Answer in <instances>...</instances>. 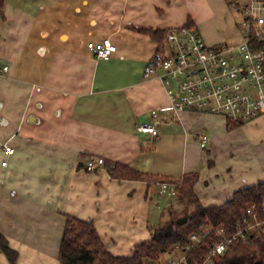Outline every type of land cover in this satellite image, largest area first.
<instances>
[{
  "label": "crops",
  "instance_id": "crops-1",
  "mask_svg": "<svg viewBox=\"0 0 264 264\" xmlns=\"http://www.w3.org/2000/svg\"><path fill=\"white\" fill-rule=\"evenodd\" d=\"M234 0H5L0 11V231L19 252L14 264H61L64 214L92 221L107 249L131 254L160 219L159 183L117 180L90 157L172 181L198 173L202 206L264 181L259 158L239 157L222 115L184 111L140 133L169 104L166 88L144 70L158 44L138 28L189 21L210 46H238L243 13ZM110 38L109 60L88 48ZM8 66L5 72L2 66ZM264 130V114L251 122ZM209 136L207 147L199 144ZM15 151L8 154L4 146ZM3 162H6L3 165ZM210 162V163H209ZM0 264H12L0 251Z\"/></svg>",
  "mask_w": 264,
  "mask_h": 264
},
{
  "label": "built area",
  "instance_id": "built-area-1",
  "mask_svg": "<svg viewBox=\"0 0 264 264\" xmlns=\"http://www.w3.org/2000/svg\"><path fill=\"white\" fill-rule=\"evenodd\" d=\"M231 6L243 13L244 39L238 46H210L194 24L169 29L163 44H158L144 70L146 78L157 76L162 81L169 104L153 110L152 121L139 123L138 132L156 138L159 123L184 111L222 115L232 124L254 121L264 114V1L234 0ZM88 48L102 60H109L117 51L110 38L91 41ZM8 69V66H2L5 72ZM208 143L209 136L202 135L200 146L205 148ZM4 150L8 154L15 151L9 145H5ZM104 162L103 157L92 156L86 168L92 172ZM159 195L176 197L178 183L160 182ZM262 233L264 200L259 206L247 207L231 229L208 226L191 235L190 240L194 246L202 245L209 235L214 234L217 241L210 247L202 264H215L234 241L246 242ZM188 249L189 246L184 249L177 245L171 251L175 253L164 264H188Z\"/></svg>",
  "mask_w": 264,
  "mask_h": 264
},
{
  "label": "trees",
  "instance_id": "trees-1",
  "mask_svg": "<svg viewBox=\"0 0 264 264\" xmlns=\"http://www.w3.org/2000/svg\"><path fill=\"white\" fill-rule=\"evenodd\" d=\"M4 1L0 0V11ZM191 24L190 21L187 23ZM138 31L149 35L157 44H163L169 29L138 28ZM239 125L227 122L228 129ZM103 165L111 177L117 180H143L149 186L165 180L172 181L165 176L150 175L119 162L105 160ZM198 180V173H189L176 181V198L187 204H196L194 210L182 219L154 228L151 237L136 244L129 255H117L107 249L92 221L64 214L66 221L59 245L61 264H150L152 261H159L164 253L171 252L177 245L184 249L189 246L188 264H202L210 247L217 241L216 237L214 234L209 235L204 244L194 246L190 240L191 235L208 226H225L231 229L247 207L262 204L264 181L236 190L231 199L223 204L204 207L194 189ZM0 251L10 263L17 262L19 252L10 246L1 231ZM215 264H264V233L258 237L254 235L246 242L234 241Z\"/></svg>",
  "mask_w": 264,
  "mask_h": 264
},
{
  "label": "rangeland",
  "instance_id": "rangeland-1",
  "mask_svg": "<svg viewBox=\"0 0 264 264\" xmlns=\"http://www.w3.org/2000/svg\"><path fill=\"white\" fill-rule=\"evenodd\" d=\"M254 121L244 122L239 126L229 129L230 135L228 140L230 143L239 147L238 153L240 158L246 156L259 158L262 153L264 147V130H257L252 127L251 122ZM176 197L171 200L170 205H168L166 199H160V206L154 207L155 217L157 219L161 218L159 224L156 225L155 228L173 220L182 219L194 210L196 204H187L185 201H181ZM173 253L175 252L164 253L159 261H152L150 264H164L166 259Z\"/></svg>",
  "mask_w": 264,
  "mask_h": 264
}]
</instances>
